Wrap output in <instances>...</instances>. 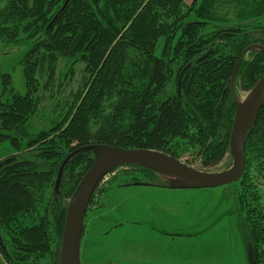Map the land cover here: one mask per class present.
<instances>
[{
	"label": "trees",
	"instance_id": "trees-1",
	"mask_svg": "<svg viewBox=\"0 0 264 264\" xmlns=\"http://www.w3.org/2000/svg\"><path fill=\"white\" fill-rule=\"evenodd\" d=\"M64 3L0 0V39L18 42L25 33L34 41L21 60L26 94L8 89V73L4 91L12 94H0V138L17 150L0 167V238L6 247L0 244V264H59L67 207L95 160L92 150L71 157L57 191L59 169L77 147L154 149L189 156L190 164L199 161L205 169L217 166L230 153L235 65L249 46L264 44V0ZM187 65L179 96L178 77ZM77 68L81 77L73 86ZM263 73L264 50H250L237 70L236 90L248 92ZM48 89L62 96L59 116L31 132L28 122ZM245 154L237 201L254 262L264 264V106L248 132ZM125 166L120 185L170 187L150 168ZM106 190L105 183L97 187L88 209L101 204L96 200Z\"/></svg>",
	"mask_w": 264,
	"mask_h": 264
},
{
	"label": "rangeland",
	"instance_id": "rangeland-1",
	"mask_svg": "<svg viewBox=\"0 0 264 264\" xmlns=\"http://www.w3.org/2000/svg\"><path fill=\"white\" fill-rule=\"evenodd\" d=\"M163 43L164 38L156 49L157 55L161 54ZM33 44V39L26 38L25 33L18 42L0 39V94L4 99L12 94L10 90L26 94L21 60ZM66 64L62 60L60 66L68 70ZM77 69L72 83L81 77V68ZM6 73L11 76L7 92L3 83ZM43 82L44 78L41 79ZM52 93L49 89L42 93L38 111L28 122L31 132L48 128L59 116L57 103L62 96L56 98ZM247 93L236 90L239 100ZM16 153L9 140L0 138V160ZM182 159L188 162L189 156ZM232 162L228 153L211 169L203 168L199 161L188 163L201 170L223 171ZM123 165L109 172L102 182L107 186L106 195L99 196L96 201L105 207L96 211L93 206L86 213L81 264H251L250 238L243 226L244 214L237 201L240 180L209 188L120 185L125 179L122 169L129 168L125 166L129 164ZM261 191L264 198V183ZM42 264L51 263L45 261Z\"/></svg>",
	"mask_w": 264,
	"mask_h": 264
},
{
	"label": "water",
	"instance_id": "water-1",
	"mask_svg": "<svg viewBox=\"0 0 264 264\" xmlns=\"http://www.w3.org/2000/svg\"><path fill=\"white\" fill-rule=\"evenodd\" d=\"M70 0H65V8ZM252 49L264 50V44H253L245 49L238 58L231 76V92L236 100V111L230 133V154L232 165L223 171L201 170L182 158L154 149L122 148L108 144H89L77 147L64 159L56 179L55 189L58 191L64 168L71 157L85 150H92L95 160L75 189L73 199L67 207V215L63 230L59 264H81V239L85 216L91 197L103 178L114 168L123 164H134L150 168L163 175L173 188H209L239 181L246 168L245 146L248 132L255 126L259 113L264 106V73L246 96L239 100L236 95L235 77L242 58ZM205 53L202 57H205ZM201 57V58H202ZM188 65L178 77V94ZM5 162L0 160V167ZM0 244L4 242L0 238ZM249 258L253 259V247L249 244Z\"/></svg>",
	"mask_w": 264,
	"mask_h": 264
},
{
	"label": "crops",
	"instance_id": "crops-1",
	"mask_svg": "<svg viewBox=\"0 0 264 264\" xmlns=\"http://www.w3.org/2000/svg\"><path fill=\"white\" fill-rule=\"evenodd\" d=\"M185 2H187V3H191L193 0H184ZM131 185V184H130ZM137 185H146V184H137ZM161 187H166V186H161ZM168 188H173V187H168ZM164 190V189H163ZM161 192H171V191H161ZM104 195H106L105 193H104ZM103 207H105L104 205H103V203H101L99 206H95V207H93V209H95L96 211H98V209L99 208H103ZM142 209H143V207H142ZM143 212H144V209L142 210ZM141 211V212H142ZM126 215V214H125Z\"/></svg>",
	"mask_w": 264,
	"mask_h": 264
},
{
	"label": "built area",
	"instance_id": "built-area-1",
	"mask_svg": "<svg viewBox=\"0 0 264 264\" xmlns=\"http://www.w3.org/2000/svg\"><path fill=\"white\" fill-rule=\"evenodd\" d=\"M107 178V176L104 178V180Z\"/></svg>",
	"mask_w": 264,
	"mask_h": 264
},
{
	"label": "bare ground",
	"instance_id": "bare-ground-1",
	"mask_svg": "<svg viewBox=\"0 0 264 264\" xmlns=\"http://www.w3.org/2000/svg\"><path fill=\"white\" fill-rule=\"evenodd\" d=\"M75 156V155H74ZM94 194V193H93ZM93 196V195H92ZM92 198V197H91ZM88 211V210H87Z\"/></svg>",
	"mask_w": 264,
	"mask_h": 264
}]
</instances>
